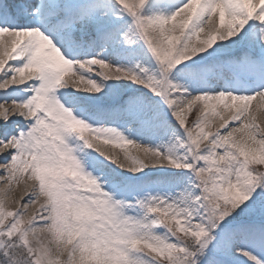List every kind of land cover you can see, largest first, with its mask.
<instances>
[{
	"label": "snow or ice",
	"instance_id": "6c2138e0",
	"mask_svg": "<svg viewBox=\"0 0 264 264\" xmlns=\"http://www.w3.org/2000/svg\"><path fill=\"white\" fill-rule=\"evenodd\" d=\"M0 185V264H264V0H0Z\"/></svg>",
	"mask_w": 264,
	"mask_h": 264
},
{
	"label": "bare ground",
	"instance_id": "6f19581e",
	"mask_svg": "<svg viewBox=\"0 0 264 264\" xmlns=\"http://www.w3.org/2000/svg\"><path fill=\"white\" fill-rule=\"evenodd\" d=\"M253 104L255 105L256 104V101L253 102ZM100 143V147L106 151H109L111 153H115L117 154L118 156H120L121 159H123V156H124V151L121 150V149H116L114 148L113 146L111 145H104L102 142H99ZM139 155H142V153H140ZM0 187H2V185H0ZM24 185L23 183H21L20 187L17 189L16 191V197L19 198V196L23 193V190H24Z\"/></svg>",
	"mask_w": 264,
	"mask_h": 264
}]
</instances>
